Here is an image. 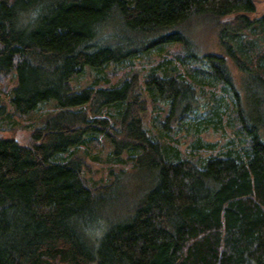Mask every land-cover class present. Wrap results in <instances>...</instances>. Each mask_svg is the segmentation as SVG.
Here are the masks:
<instances>
[{"label":"trees","instance_id":"16d2710c","mask_svg":"<svg viewBox=\"0 0 264 264\" xmlns=\"http://www.w3.org/2000/svg\"><path fill=\"white\" fill-rule=\"evenodd\" d=\"M135 60L158 62L142 77ZM0 95L1 120L55 107L27 145L0 129V264H264L253 0H0ZM200 100L233 135L203 160L201 125L194 151L177 148ZM101 159L110 178L96 180Z\"/></svg>","mask_w":264,"mask_h":264},{"label":"rangeland","instance_id":"374dc122","mask_svg":"<svg viewBox=\"0 0 264 264\" xmlns=\"http://www.w3.org/2000/svg\"><path fill=\"white\" fill-rule=\"evenodd\" d=\"M255 3V7H256V15L260 16L264 14V0H253ZM202 32L203 35L200 34H195L194 37L196 36L197 38L201 39L200 42V48L201 45L204 46L205 48H207L210 51H214L217 52L218 48L216 45V41L214 40V37L211 36V34H209L207 31H204V27H202V30H200ZM193 37V38H194ZM158 61H154L153 63L150 64V61H144V62H140L138 60H135V66L134 69L137 70L139 72V74L143 77L145 76L147 73V70L149 71L150 68L152 66H155L157 64ZM127 70L126 68L123 69L122 72H120V75L117 77V80L122 78L124 74V71ZM91 82L90 77H89V72L85 73L78 81H72L71 84L75 89L84 87L85 85L89 84ZM0 101L4 102L7 106V109L10 110L9 104L7 102V99L4 98L2 95H0ZM224 101V100H223ZM231 100H225V103L230 104ZM232 102V101H231ZM211 104H220L221 100H210ZM199 110L196 111L195 115L193 118L195 121H191L192 130L190 131V134L188 133H179L178 134V138H180V142L179 144H177V148H179L182 151H189L190 149H192L193 151L195 150V148L191 147V144L194 143V135L193 130H197V127L201 125L202 128V133L200 134L202 139L205 142H208V145H206V148H202L198 151H195V153H197L202 160L208 158L211 155H215V154H221L223 152H225L228 149V146H230L229 141L231 138H233V135L227 131L226 127H223L222 131L221 129H217L215 128V123H214V119L211 120L208 117V114H206V105L204 100H200L199 103ZM232 104V103H231ZM230 104V105H231ZM209 110V109H208ZM55 111V107L53 106V104H48V105H44L41 107V110L36 114V117L33 118L32 120L29 121H25V122H17L14 119L11 120H1L0 119V129H2L1 131L5 134V135H16L18 141L20 144L22 145H27L30 141V133L32 131V128H35L39 125H41L43 123V120L45 118V116H47V114L52 113ZM153 113V112H152ZM152 113L150 112L146 118H145V126L147 129H153V123H151L152 121ZM209 113V112H207ZM204 119V120H200V119ZM206 120H209L206 122V124L203 122H205ZM227 117L226 114L223 115V122L222 124L224 125V123L226 124ZM199 123V124H196ZM197 125V126H196ZM196 126V128H195ZM214 126V127H213ZM12 129V130H11ZM91 170L94 171V179L99 180L100 178L105 177V179H109L110 177L108 176V171L111 167V163L105 162L104 159H101L100 161H98V163H90ZM123 168L127 169L126 171L129 172L130 169V165L124 166ZM127 177V175H122V177ZM91 177V176H90ZM130 177V176H128ZM91 179H93L91 177ZM93 179V180H94Z\"/></svg>","mask_w":264,"mask_h":264}]
</instances>
